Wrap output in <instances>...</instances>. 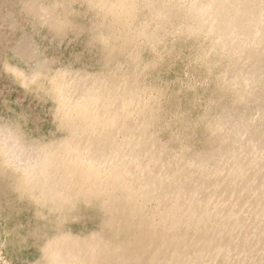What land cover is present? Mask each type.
Listing matches in <instances>:
<instances>
[{
  "label": "rangeland",
  "instance_id": "374dc122",
  "mask_svg": "<svg viewBox=\"0 0 264 264\" xmlns=\"http://www.w3.org/2000/svg\"><path fill=\"white\" fill-rule=\"evenodd\" d=\"M143 1L0 0V117H14L20 131L47 147L44 161L30 164L3 155L0 140V169L8 174L0 175V264H58L62 251L77 256L76 264L82 256V263L116 264L112 256L125 246L138 242L144 250L169 233L167 221L180 223V211L130 171L138 158L126 145L116 141L117 149L100 161L96 148L74 141L114 126L120 135L149 131L150 149L157 145L159 153L172 149L174 135L176 154L195 136V148L205 145L198 126L214 82L201 77L189 56L193 39L176 40L174 56L157 47L148 22L137 23ZM30 39L41 60L32 68L14 52ZM137 69L146 76L142 85L135 84ZM83 73L94 85L82 94L68 89L65 75ZM185 113L190 125L181 126ZM154 160L145 158V167ZM41 165L51 167L53 179H45ZM84 248L89 251L81 254Z\"/></svg>",
  "mask_w": 264,
  "mask_h": 264
},
{
  "label": "bare ground",
  "instance_id": "6f19581e",
  "mask_svg": "<svg viewBox=\"0 0 264 264\" xmlns=\"http://www.w3.org/2000/svg\"><path fill=\"white\" fill-rule=\"evenodd\" d=\"M144 21L155 33L157 47L171 51L167 55L179 54L176 40L193 39L189 56L201 77L215 86L198 126L203 148L194 147L195 136L176 154L179 135H174L172 149L159 153L157 145L150 149L149 131L124 130L120 135L114 126L74 137L96 148L100 161L117 149L116 141L126 145L138 158L130 171L144 177L165 206L180 211V223L167 221L163 230L169 233L156 235L151 247L141 250L132 242L112 258L116 264H264V0H144L137 6V23ZM142 46L150 50L153 44L144 39ZM14 52L29 68L41 63L34 39L19 43ZM161 61L146 71L152 73ZM136 72L135 84L142 85L146 76ZM65 77L67 88L78 94L95 83L87 73ZM187 116L181 126L190 125ZM18 125L12 116L0 117L3 155L30 164L44 161L47 147ZM151 154L154 163L145 167ZM40 168L45 179H53L51 167ZM0 175L8 177L2 169ZM74 257L62 251L58 264H76ZM80 258L78 264H88L82 263L85 256Z\"/></svg>",
  "mask_w": 264,
  "mask_h": 264
}]
</instances>
